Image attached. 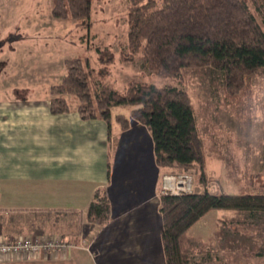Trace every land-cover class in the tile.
<instances>
[{"label": "trees", "instance_id": "obj_1", "mask_svg": "<svg viewBox=\"0 0 264 264\" xmlns=\"http://www.w3.org/2000/svg\"><path fill=\"white\" fill-rule=\"evenodd\" d=\"M96 1L53 0L52 15L68 20L73 27L66 38L73 39L72 35L79 33L87 44L86 50L96 49L101 55L110 56H102L98 68L92 67L85 53L67 60L63 82L50 91L52 114L69 113L75 100L83 120L105 121L110 134L114 123L122 130L141 123L152 135L156 161L163 175L188 173L194 181L198 175L207 185L206 142L191 95L172 84L133 80L124 90L111 85L107 78L115 57L110 49L102 50L91 44V14ZM127 3L126 43L120 48L123 62L140 63L146 72L180 82L186 70L210 67L223 76L224 90L234 98L245 92L254 74L264 69V0H127ZM84 31L87 33L82 34ZM127 107L131 109L129 113L116 110ZM254 177L264 178V170ZM254 183L252 180L250 185ZM255 187L258 189L255 192L240 194L214 193L208 188L196 191L195 184L192 193L173 195L161 191L167 264H197L192 261L186 236L211 211L264 212V183ZM61 213L34 211L37 217L56 216L54 224L67 212ZM85 215L89 223L99 227L111 221L112 204L106 188L95 191ZM39 219V224L51 223L49 218L42 223ZM2 221L8 222L0 218V232L4 229ZM30 229L37 235L44 232L39 226Z\"/></svg>", "mask_w": 264, "mask_h": 264}, {"label": "rangeland", "instance_id": "obj_2", "mask_svg": "<svg viewBox=\"0 0 264 264\" xmlns=\"http://www.w3.org/2000/svg\"><path fill=\"white\" fill-rule=\"evenodd\" d=\"M52 6L53 0H0V105L16 87H30L43 100L46 92L63 82L66 61L81 53L96 68L102 56H110L96 49L86 50L87 44L77 32L73 39L66 38L73 27L68 20L55 18ZM127 14V0H98L92 10L91 44L110 49L115 57L108 82L121 90L133 80L187 90L206 142L205 171L209 178L204 185L195 176V190L208 188L230 194L257 191L255 185L264 183V178L254 177L264 170V69L254 74L249 87L235 98L225 92L223 76L210 67L186 70L181 82L146 72L140 63L123 62L120 57V48L126 43ZM72 108H78L75 100ZM116 110L131 111L128 107ZM169 175L180 174H162V184ZM252 180L255 183L250 185ZM72 217L67 219L69 225ZM0 218L8 221H2L4 229L0 232V237L7 239L13 235L58 237L56 234L64 228L53 223L56 216L37 217L34 211L8 212L2 208ZM47 218L49 226L37 221L42 223ZM30 226H39L44 232L37 235ZM186 238L192 261L197 264H264V212L213 210L192 227Z\"/></svg>", "mask_w": 264, "mask_h": 264}, {"label": "crops", "instance_id": "obj_3", "mask_svg": "<svg viewBox=\"0 0 264 264\" xmlns=\"http://www.w3.org/2000/svg\"><path fill=\"white\" fill-rule=\"evenodd\" d=\"M37 94L16 87L1 99L0 209L67 212L57 222L65 231L55 234L74 247L4 257L0 264H167L162 170L149 129L114 123L110 134L105 121L83 120L73 108L52 114L50 93L43 100ZM98 188L107 189L112 204L103 227L85 215Z\"/></svg>", "mask_w": 264, "mask_h": 264}, {"label": "built area", "instance_id": "obj_4", "mask_svg": "<svg viewBox=\"0 0 264 264\" xmlns=\"http://www.w3.org/2000/svg\"><path fill=\"white\" fill-rule=\"evenodd\" d=\"M164 179L165 184L163 182L162 187L163 194L180 195L194 191V177L191 174L169 175ZM73 247V244H67L61 238L54 236L51 238L17 236L12 240L0 237V258L36 255L42 251H66Z\"/></svg>", "mask_w": 264, "mask_h": 264}]
</instances>
